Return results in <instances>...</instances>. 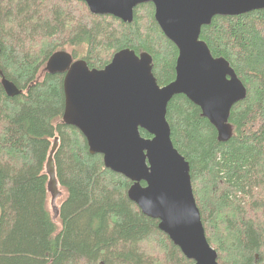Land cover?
<instances>
[{
    "label": "trees",
    "instance_id": "trees-1",
    "mask_svg": "<svg viewBox=\"0 0 264 264\" xmlns=\"http://www.w3.org/2000/svg\"><path fill=\"white\" fill-rule=\"evenodd\" d=\"M201 39L230 62L247 97L232 108L233 135L223 142L198 105L174 96L172 141L190 162L218 262L264 264V9L217 15ZM0 43V70L23 90L9 96L0 76V264H193L130 199L133 182L107 168L82 131L63 121L64 74L45 69L60 50L102 69L130 48L150 53L158 83H171L179 50L153 3L136 7L126 22L92 13L83 0H0ZM56 137L65 197L55 221L45 164Z\"/></svg>",
    "mask_w": 264,
    "mask_h": 264
},
{
    "label": "water",
    "instance_id": "water-1",
    "mask_svg": "<svg viewBox=\"0 0 264 264\" xmlns=\"http://www.w3.org/2000/svg\"><path fill=\"white\" fill-rule=\"evenodd\" d=\"M83 1L94 14L113 15L126 22L133 21L136 7L153 3L156 21L179 50L176 78L161 86L148 52L122 49L98 69L65 50L56 51L45 69L64 74L63 121L82 131L90 152L102 154L107 168L133 182L130 199L144 214L159 220L160 230L193 264H220L197 205L190 162L172 141L167 109L174 96L184 94L216 128L219 141L231 138L232 108L246 99L248 90L230 62L211 53L201 31L217 15L264 9V0ZM0 76L9 96L23 92L1 70ZM142 129L151 137L143 136ZM58 146L56 137L45 164L55 221L60 215L59 201L65 195L57 176Z\"/></svg>",
    "mask_w": 264,
    "mask_h": 264
},
{
    "label": "rangeland",
    "instance_id": "rangeland-1",
    "mask_svg": "<svg viewBox=\"0 0 264 264\" xmlns=\"http://www.w3.org/2000/svg\"><path fill=\"white\" fill-rule=\"evenodd\" d=\"M61 189H62V187H61ZM62 190H63V189H62ZM64 197H65V195H64ZM64 197H63V198H64ZM63 198H62V199H63ZM62 199L59 201V205H60V202L62 201ZM49 207H50V210H51L50 200H49ZM57 219H58V218H57Z\"/></svg>",
    "mask_w": 264,
    "mask_h": 264
},
{
    "label": "flooded vegetation",
    "instance_id": "flooded-vegetation-1",
    "mask_svg": "<svg viewBox=\"0 0 264 264\" xmlns=\"http://www.w3.org/2000/svg\"><path fill=\"white\" fill-rule=\"evenodd\" d=\"M206 26V25H205ZM204 27V26H203ZM67 52H69V51H67ZM69 53H71V52H69ZM72 54V53H71ZM72 56L74 57V55L72 54ZM76 59V58H75ZM51 73V72H50Z\"/></svg>",
    "mask_w": 264,
    "mask_h": 264
},
{
    "label": "bare ground",
    "instance_id": "bare-ground-1",
    "mask_svg": "<svg viewBox=\"0 0 264 264\" xmlns=\"http://www.w3.org/2000/svg\"><path fill=\"white\" fill-rule=\"evenodd\" d=\"M209 47V46H208ZM49 72H51V73H54V72H52V71H50V70H48ZM169 122V121H168ZM170 124V123H169Z\"/></svg>",
    "mask_w": 264,
    "mask_h": 264
}]
</instances>
